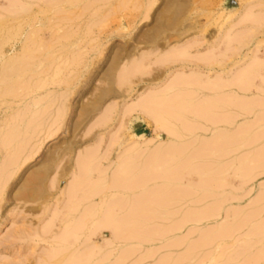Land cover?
Instances as JSON below:
<instances>
[{
    "label": "rangeland",
    "instance_id": "1",
    "mask_svg": "<svg viewBox=\"0 0 264 264\" xmlns=\"http://www.w3.org/2000/svg\"><path fill=\"white\" fill-rule=\"evenodd\" d=\"M1 76L0 264H264V0H0Z\"/></svg>",
    "mask_w": 264,
    "mask_h": 264
},
{
    "label": "bare ground",
    "instance_id": "2",
    "mask_svg": "<svg viewBox=\"0 0 264 264\" xmlns=\"http://www.w3.org/2000/svg\"><path fill=\"white\" fill-rule=\"evenodd\" d=\"M183 53H184V52H183ZM183 53H181V54H183ZM172 57H175V56H174V55L171 56V54H170V57H169V58H172ZM169 58H168L167 61L171 62V60H173V58H172L171 60H170ZM11 59H12V58H11ZM204 61H205V60H204ZM3 62H4V61H3ZM12 62H13V61H12ZM12 62H11V64H13ZM21 62H22V60H21ZM138 62H139V61H138ZM139 63H140V62H139ZM3 64H4V63H3ZM136 64H137V63H136ZM130 65H131V64H130ZM130 65H129V66H130ZM133 65H134V64H133ZM137 65H138V64H137ZM147 65H148V64H147ZM209 65H210V64H209ZM12 66H13V65H11V68H12ZM148 66H149V65H148ZM206 66H207V65H206ZM140 67H141V65H140ZM140 67H139L138 69H140ZM135 69H136V71H137V67H136V66H135ZM141 69H142V68H141ZM3 70H4V72H5V71L8 70V69H6V70L3 69ZM144 70H145V69H144ZM144 70H143V72H144ZM127 71H128V69H127ZM127 71H126V69H125V70L123 71V73L125 74V72H127ZM134 71H135V70H134ZM121 73H122V72H121ZM139 73H140V72H139ZM4 74H5V73L2 74L3 77H5ZM13 74H14V73H13ZM127 74H128V76L126 75V77H129L130 72H127ZM135 74H136V72H135ZM195 74H196V73H195ZM131 75H133V73H132ZM122 76H123V75H122ZM122 76H121V78H122ZM175 76H176V75H175ZM175 76H174V78H175ZM189 76H190V75H189ZM3 77L1 76L2 79H1L0 83H1V82L3 83V81L5 80V78H7V77H5V78H3ZM119 77H120V76H119ZM130 77H131V76H130ZM123 78H124V81L127 82V78L125 79L124 76H123ZM123 78H122L121 82L123 81ZM174 78H173V80H174V82H175V86H178V88H179L180 84L184 86V84L187 85V83H188V85H189V82L192 83V80H193V79H191L190 77H187V79H186V75H185V78H184V76H182V79L184 78V79H186L187 81H186V80H183V81H182L181 78H178V79H177V82H176ZM189 78H190V79H189ZM3 79H4V80H3ZM119 79H120V78H118V80H119ZM170 79L172 80V78H170ZM180 79H181V80H180ZM188 79H189V80H188ZM171 80H170V81H171ZM179 80H180V82H179ZM195 80H196V79H195ZM239 80H240V79H239ZM125 82H122V83H125ZM181 82H182V83H181ZM194 82H196V81H194ZM4 83H5V81H4ZM7 83H8V82H7ZM118 83H119V82H118ZM130 83H131V81H130ZM172 83H173V81H171V83H168V85H169V89H170V88H172V89L174 88V89H175L174 85H173V87H172ZM176 83H177V85H176ZM173 84H174V83H173ZM196 84H197V83H196ZM199 84H200V83H199ZM7 85H8V84H7ZM124 85H125V84H124ZM168 85H166L165 87L168 88ZM193 85H194V83H193ZM204 85H206L205 82H204ZM170 86H171V87H170ZM9 89H10V88H9ZM169 89H168V90H169ZM172 89H170V90H172ZM162 90H163V89H162ZM156 92H157V91H156ZM156 92H155V91L152 92V93L149 92V94H150V93H151V95H152V94H157ZM159 92H160V90H159ZM146 94H148V93H146ZM149 94H148V96H149ZM164 94H165V93H164ZM159 95H160V94H159ZM159 95H158V97H156L157 95H156V96H155V95H152L153 97H152V96H149V98H147V96H146V97H145V96H144V97L141 96V97H142L141 100H140V99L137 100V101H138V106H137V102H136V104L134 103V104H135L134 109L136 108V109H138V110L140 111L141 114H143V115H145V116H147V117H151V119H153L152 121H154L155 123H156V119H157V118H158L159 121H161L162 116H163V114H164V113H163L164 111H163L162 113H160L162 110H161L160 112H158L157 114H160V115L162 114V115L159 116V117H157V116H156V112H153V111L150 112L151 109H149V108H151V106H152V108H154V109H152V110H156V109H157V111H158V106L155 108V102H159V104H157V105H159L160 107H161V105H162L161 108H165V107L163 106L162 102H164V100L166 101V99L162 98L161 95H160V96H159ZM162 95H163V93H162ZM171 97H172V95H171ZM144 98H145V100H144ZM175 98H176V97H175ZM161 99H163L162 102H160ZM169 99H170V97H169ZM158 100H159V101H158ZM171 100H172V99H171ZM178 101H179V100H178ZM166 103H167V101H166ZM168 103H169V101H168ZM168 103H167L166 105H168ZM170 103H171L172 105H174L173 103L176 104L175 99H174V102H173V101H170ZM149 105H150V106H149ZM169 106H171V105L169 104ZM176 106H177V105H175V107H176ZM165 109H167V108H165ZM170 109L172 110V108H170ZM170 109H169V110H170ZM176 109H177V108H176ZM159 110H160V108H159ZM174 110H175V109H174V106H173V111H174ZM133 111H135V110H133ZM173 111H172V112H173ZM176 111H177V110H176ZM165 113H167V112H165ZM154 115H155V116H154ZM174 115H175V113H174ZM174 115H173V117H174ZM153 117H154V118H153ZM160 117H161V118H160ZM166 117H167V116H165V117L163 116V120H164V119L166 120ZM170 118H171V117H170ZM154 119H155V120H154ZM165 120L162 121V123L164 122L163 125L160 124L161 122L159 123V122L157 121V124H159V127H160V126H163V127H164V126L166 125ZM167 120H168V119H167ZM159 127H158V128L156 127V128L160 130V128H162V127H160V128H159ZM165 129H166V126H165ZM162 130H163V128H162ZM170 132H171V131H170ZM84 153H85V152H84ZM89 154L91 155V152H89ZM94 154H95V153H94ZM83 155H84V158H83L82 155L79 154V156H77L78 160H75V162H76V161L78 162V161L80 160V162L77 163L76 170H77V172H78V170H79V173L82 174V172H80V170H81V165H82V166H83V172H84V174H85V173L88 174L87 171H86V169H85L86 166H87V164H85V163H86V162H87V163H90V162H91V165H90V166L92 167V163L95 164L96 160L93 161V159L95 158V157L93 156V152H92V156H91L93 159H92L91 157L88 156V158H91V159H90V162H89V159H88V161L86 160V161L84 162L85 158H87V153H86V154H83ZM81 156H82V157H81ZM85 156H86V157H85ZM156 156H157V155H156ZM81 158H82V160L84 159V160H83V163H81ZM127 159H128V158H127ZM127 159L125 158L124 161H126ZM92 161H93V162H92ZM80 163H81V164H80ZM129 163H132V162H129ZM79 164H80V165H79ZM94 164H93V169H94ZM126 165H127V166H126ZM128 165H129L128 162H125L124 164H123V162H122L120 168H119L117 171L120 172L119 170L121 169L122 166H124V167L126 166V167H125V168H126L125 171H127V167H128ZM79 166H80V168H79ZM88 166H89V165H88ZM88 166H87L88 172H91V173H92L93 169H92L91 167H90V168H91V169H90ZM124 167H123V169H125ZM129 167H130V166H129ZM134 167H135V166H134ZM89 169H90V170H89ZM123 169H121V172L123 171ZM91 170H92V171H91ZM129 170H130V169H129ZM117 171H116V174H115L116 178L118 177V174H119V173H117ZM125 171L123 172L124 175H123V173H121V174L123 175V176L121 175V178H123V179H124V177L126 178V176H127V175L125 176V174H126ZM77 172H76V175H78V177H79L80 179H83L82 176H83V177H84V176H87L86 174H85V175H83V174H82V175H79V173L77 174ZM128 172H129V171H127V174H128ZM90 175H91V174H90ZM80 176H81V177H80ZM73 177H74V176H73ZM119 177H120V175H119ZM79 178H77V179L79 180ZM84 178H85V177H84ZM87 178H88V176H87ZM89 178H90V177H89ZM89 178H88V179H89ZM77 179L75 178V179H74V182H73V184H74L76 190H77L78 188H80L81 186H83V183H82V185L80 184V183H81V180H79L80 183L76 184L77 182H79V181H77ZM75 180H76V181H75ZM83 180H84V179H83ZM113 180H114V178H113ZM115 180H116V179H115ZM118 180H119V178H118ZM128 180H129V178H128ZM85 181H86V180H85ZM116 181H117V180H116ZM116 181H115V182H116ZM82 182H83V181H82ZM87 182H88V180H87ZM84 183H85V182H84ZM123 183H127L126 180H125V182H124V180H123ZM79 184H80L81 186H80V187H77L76 185L79 186ZM119 184H120V183H119ZM71 185H72V184H71ZM120 185H124V184H120ZM74 186H73V185L70 186V187H72V188H71L72 190H75V189L73 188ZM114 186L116 187L115 184H114ZM118 186H119V185H118ZM124 186H125V185H124ZM124 186H123V187H124ZM92 187H93V186H92ZM123 187H122V188H123ZM125 187H126V186H125ZM69 189H70V188H69ZM80 189H81V188H80ZM80 189H78V190L80 191ZM94 189H95V188H94ZM94 189H93L92 191H94ZM72 192L74 193V191H72ZM72 192H70V193H72ZM75 194H76V192H75ZM89 194H90V192H89ZM89 194H88V193L85 194L84 197H85L86 199H89V198H90V196H88ZM93 194H94V193H93ZM93 194H92V195H93ZM86 195H87L89 198H87ZM90 195H91V194H90ZM72 196H73V194H72ZM75 197H76V196L74 195V199H75ZM81 198L83 199V197H81ZM81 198H80V201H81ZM72 199H73V198H72ZM84 200H85V199H84ZM73 202H74V201H73ZM75 206H76V205H75ZM77 206H78V205H77ZM109 206H110V205H109ZM110 207H111V206H110ZM76 209H77V208H75V210H76ZM106 210H107V209H106ZM108 211H109V209H108ZM120 211H121V210H120ZM110 212H111V211H110ZM85 214H87V211H86ZM105 214H106V213H105ZM105 214H104V215H105ZM108 214H109V213H108ZM104 215H103V216H104ZM124 215H126V214H124ZM130 215H131V214H130ZM108 216H109V215H108ZM87 217H88V215H87ZM109 217H111V216H109ZM127 217H128V216H127ZM84 218H85V217H84ZM103 218H104V217H103ZM105 218H108L107 215H106ZM128 218H129V217H128ZM108 219H109V218H108ZM108 219H107V221H105V222H106V225L104 224V223H105L104 221H102V222H104V223H100V224H102L103 226L105 225V227H104L105 229H106V228L109 229V228L111 227V225H113V223H112V224H109ZM110 219H111V218H110ZM105 220H106V219H105ZM113 220H114V218H113ZM113 220H112V221H113ZM113 222H114V221H113ZM107 223L109 224V226L107 225ZM116 225H117V224H116ZM116 225H115V226H116ZM99 228L101 229L100 226H99ZM96 229H97V228H96ZM112 229H114L113 226H112ZM112 229H110V230H112ZM119 229H120V228H119ZM124 229H125V228H124ZM120 230H121V229H120ZM113 231L115 232L116 229H114ZM118 236H119V238H121L120 235L117 234V237H118ZM122 237H123V236H122Z\"/></svg>",
    "mask_w": 264,
    "mask_h": 264
}]
</instances>
